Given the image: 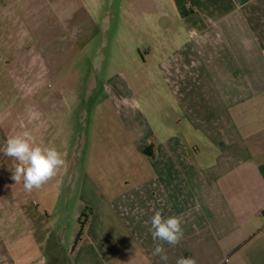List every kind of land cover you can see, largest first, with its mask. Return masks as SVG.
<instances>
[{
  "label": "rangeland",
  "instance_id": "374dc122",
  "mask_svg": "<svg viewBox=\"0 0 264 264\" xmlns=\"http://www.w3.org/2000/svg\"><path fill=\"white\" fill-rule=\"evenodd\" d=\"M2 1L0 149L28 130L66 165L29 192L12 179L17 162L0 151V264H73L80 244L71 253L69 236L90 221L86 202L101 205L97 192L146 175V149L169 110L151 85L158 55L149 54L165 45L167 4Z\"/></svg>",
  "mask_w": 264,
  "mask_h": 264
},
{
  "label": "crops",
  "instance_id": "0c3cea01",
  "mask_svg": "<svg viewBox=\"0 0 264 264\" xmlns=\"http://www.w3.org/2000/svg\"><path fill=\"white\" fill-rule=\"evenodd\" d=\"M164 3L165 45L149 54L166 119L146 175L86 202L90 221L75 245L69 236L71 253L80 244L73 264H164L152 255L157 210L180 217L184 233L164 244L167 264H264V0Z\"/></svg>",
  "mask_w": 264,
  "mask_h": 264
},
{
  "label": "clouds",
  "instance_id": "9594fccd",
  "mask_svg": "<svg viewBox=\"0 0 264 264\" xmlns=\"http://www.w3.org/2000/svg\"><path fill=\"white\" fill-rule=\"evenodd\" d=\"M37 114L30 112V118ZM4 155L13 158L15 165L12 179L15 183L23 181V187L31 192L39 189L49 180L56 177L59 171L65 167L64 154L54 146H41L37 144L30 131L14 134L6 140L5 146L0 149ZM151 235L155 244L153 256H159L164 264L168 262V255L164 244L177 245L183 238L181 219L178 216H164L162 210H157L150 219ZM176 264H196V260L190 257H180Z\"/></svg>",
  "mask_w": 264,
  "mask_h": 264
},
{
  "label": "trees",
  "instance_id": "16d2710c",
  "mask_svg": "<svg viewBox=\"0 0 264 264\" xmlns=\"http://www.w3.org/2000/svg\"><path fill=\"white\" fill-rule=\"evenodd\" d=\"M81 216L85 217L84 215H81ZM79 221H80V218H79ZM79 224H80V230L78 231V234H77V236L75 238L74 245L80 240V238L82 236V232H83L84 224H81L80 222H79Z\"/></svg>",
  "mask_w": 264,
  "mask_h": 264
}]
</instances>
